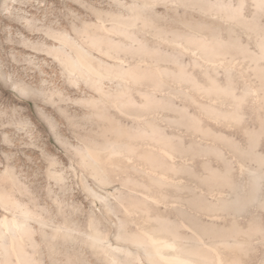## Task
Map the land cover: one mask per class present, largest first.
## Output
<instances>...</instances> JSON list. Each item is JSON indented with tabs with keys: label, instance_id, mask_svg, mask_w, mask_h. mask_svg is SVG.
Here are the masks:
<instances>
[{
	"label": "rangeland",
	"instance_id": "1",
	"mask_svg": "<svg viewBox=\"0 0 264 264\" xmlns=\"http://www.w3.org/2000/svg\"><path fill=\"white\" fill-rule=\"evenodd\" d=\"M76 47L112 77L69 74L60 58ZM160 147L182 162L185 184L154 191L189 202L204 182L191 164L229 161L243 173L226 197L233 204L245 189L246 204L226 214L258 211L264 224V0H0V191L30 215L32 264H114L90 235L113 240L134 194L114 173L94 177L89 153ZM134 179L125 184L141 188ZM20 210L0 206V218Z\"/></svg>",
	"mask_w": 264,
	"mask_h": 264
},
{
	"label": "bare ground",
	"instance_id": "2",
	"mask_svg": "<svg viewBox=\"0 0 264 264\" xmlns=\"http://www.w3.org/2000/svg\"><path fill=\"white\" fill-rule=\"evenodd\" d=\"M193 51L194 53L199 52L198 46ZM200 54L202 53L199 52ZM91 55L85 49L76 47L74 57L64 58L63 56L60 58V56L59 58L72 76L87 78L101 85L105 79L112 76L107 75L101 68L102 64L98 65ZM201 59L205 66L218 69L224 66V60L221 59H212L208 56H202ZM118 78L119 81H128L122 75H119ZM90 80L88 82L91 83ZM250 91L255 93V98H259L257 89L253 88ZM212 101L222 107L230 105L226 99H212ZM157 152L132 150L113 152L109 150L89 153L88 166L94 177L99 174L102 176L101 171L104 174L105 172L109 174L108 177L114 173V182L124 179L122 187H127L130 193L134 194L131 197L134 200L124 204L126 213L124 217L118 219L119 223L113 240L98 230L91 232V243L94 247L101 248V252L103 250L114 264H264V224L261 214L258 211L249 213L251 216L247 218V221H242L240 217L229 218L226 214V207L229 208L230 205L235 206L234 210L240 212L245 208V189L239 194V196L242 195L240 200L238 197V200L235 199L233 204H231L229 196L226 197V195H230L227 193L229 189L227 186L232 184L236 175L240 176L243 173V168L240 167L238 172L232 174V169H229V161L223 162L228 167L218 161L219 164L214 165L211 159V163L207 161L206 164L189 163L193 165L190 167L197 172H193L194 175L197 174L199 179L200 176L203 177L204 182L193 184L198 193L193 190L194 197L191 201L183 203L178 201L180 198L176 199L179 196L175 193L176 191L160 189L165 185L170 188L177 184L178 186L185 184L183 178H180L179 174L177 175L182 162L178 161L179 158H176L173 151L160 147ZM185 159L189 158L185 157ZM188 165L186 164L184 167L187 168ZM225 168L228 171L225 172ZM188 169L190 170V168ZM135 172H142V174L138 175ZM108 177L98 180L99 184L101 186L108 185L111 182ZM136 177L139 180L137 182L142 185L141 188L125 184ZM155 185L161 187L154 191L151 187ZM176 186L175 188H177ZM187 186L189 187V185ZM2 192L0 191V206L8 209H17V207L19 210L21 209ZM94 195L104 198L96 191ZM20 211V214L0 218V253L2 255L0 264H32L34 262L28 257L26 249L23 247L24 235L31 229H28L30 215L23 209Z\"/></svg>",
	"mask_w": 264,
	"mask_h": 264
}]
</instances>
